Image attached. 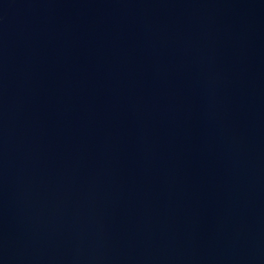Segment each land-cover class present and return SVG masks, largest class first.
<instances>
[{"label": "water", "instance_id": "95a60500", "mask_svg": "<svg viewBox=\"0 0 264 264\" xmlns=\"http://www.w3.org/2000/svg\"><path fill=\"white\" fill-rule=\"evenodd\" d=\"M0 264H264V0H0Z\"/></svg>", "mask_w": 264, "mask_h": 264}]
</instances>
